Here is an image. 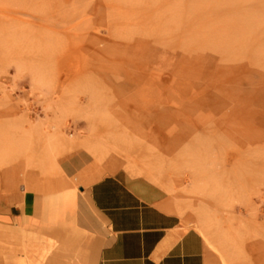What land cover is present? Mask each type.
Segmentation results:
<instances>
[{
  "label": "rangeland",
  "instance_id": "rangeland-1",
  "mask_svg": "<svg viewBox=\"0 0 264 264\" xmlns=\"http://www.w3.org/2000/svg\"><path fill=\"white\" fill-rule=\"evenodd\" d=\"M78 150L158 186L208 264H256L264 0H0V187L47 194ZM78 251L65 231L4 264H80Z\"/></svg>",
  "mask_w": 264,
  "mask_h": 264
},
{
  "label": "crops",
  "instance_id": "crops-1",
  "mask_svg": "<svg viewBox=\"0 0 264 264\" xmlns=\"http://www.w3.org/2000/svg\"><path fill=\"white\" fill-rule=\"evenodd\" d=\"M58 174L47 194L0 187V264L7 248L42 246L65 231L79 240L80 264H208L201 233L163 204L151 181L102 172L85 150L61 159Z\"/></svg>",
  "mask_w": 264,
  "mask_h": 264
},
{
  "label": "bare ground",
  "instance_id": "bare-ground-1",
  "mask_svg": "<svg viewBox=\"0 0 264 264\" xmlns=\"http://www.w3.org/2000/svg\"><path fill=\"white\" fill-rule=\"evenodd\" d=\"M255 252H258V258L256 253H254L251 257V260H253L256 264H262V261L264 262V254L261 253L260 249H257Z\"/></svg>",
  "mask_w": 264,
  "mask_h": 264
}]
</instances>
